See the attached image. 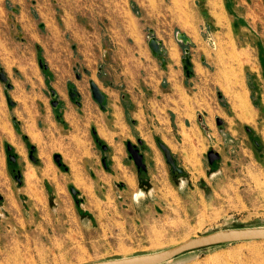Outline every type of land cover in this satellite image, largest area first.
Instances as JSON below:
<instances>
[{
    "label": "rangeland",
    "instance_id": "374dc122",
    "mask_svg": "<svg viewBox=\"0 0 264 264\" xmlns=\"http://www.w3.org/2000/svg\"><path fill=\"white\" fill-rule=\"evenodd\" d=\"M0 69L15 102L0 80V126L13 134L0 132V264H83L264 226V0H0ZM102 111L127 154L130 141L145 156L133 182L98 134ZM168 264H264V241Z\"/></svg>",
    "mask_w": 264,
    "mask_h": 264
},
{
    "label": "water",
    "instance_id": "95a60500",
    "mask_svg": "<svg viewBox=\"0 0 264 264\" xmlns=\"http://www.w3.org/2000/svg\"><path fill=\"white\" fill-rule=\"evenodd\" d=\"M151 36L149 37L148 45L152 52L160 56L163 61H165L164 54L167 53V49L162 45V42L157 39L154 35V31L150 30ZM177 38L179 41H182L185 45L191 43V39L185 35L184 33H178ZM184 69L189 76L192 75V66L193 63L191 61V57L189 54V49H185V57L183 58ZM0 80L7 84V89L5 90V94L7 96L8 102L10 105H15V102L12 100L9 89L12 88V85L8 83V76L3 69H0ZM70 95L72 99H75V95L77 92V88L75 86H70ZM90 88L93 95V98L104 107V103L106 100V95L102 92L100 87L94 82L90 81ZM52 96L56 98L57 92L52 90ZM54 107H57L59 104V100H53ZM218 123L222 124V120L218 119ZM104 149L107 146H103ZM160 147L164 152L167 163L170 164L172 171L177 173H183V168L179 167L175 157L173 156L171 150L164 144L160 143ZM12 147L8 146V150H11ZM35 147H32L31 150V158L34 159L33 151ZM128 150L134 159L136 165L143 169H146V164L144 162V156L140 153L139 148L133 145L132 143H128ZM210 163H213L215 160L220 158L219 153L215 151H210L208 153ZM10 158L13 161H16V157L14 155H10ZM56 161L61 159L60 155H55ZM19 173L16 178L19 179ZM71 191L74 195H77V190L71 187ZM249 241H264V226L257 227H243V228H228V229H220L215 230L200 236H195L184 240L182 243L150 253H140L127 257H116V258H108L102 260L91 261L83 264H168L182 256H185L190 253H194L203 249L221 246L225 244H233V243H242Z\"/></svg>",
    "mask_w": 264,
    "mask_h": 264
},
{
    "label": "crops",
    "instance_id": "0c3cea01",
    "mask_svg": "<svg viewBox=\"0 0 264 264\" xmlns=\"http://www.w3.org/2000/svg\"><path fill=\"white\" fill-rule=\"evenodd\" d=\"M251 11L254 12L252 8H251ZM102 108H105V107H102ZM102 112H103L102 117L98 118L97 124L95 123L98 134L102 139L108 142L109 148L112 153L111 160H112L113 167L115 166L116 168L121 169V170H123V168L126 169L125 172L120 175L124 176L125 179L123 180H127V182L128 180L129 182H133L134 181L133 179L135 178V173L133 172V167L135 166V162H133L132 157L129 154H127V152L125 151V147L123 146L125 133L121 130L119 132L115 130V128L118 127L117 118L116 119L112 118L111 115L108 113V111H102ZM137 112H138L137 114H140L141 110L137 108ZM126 136L128 137L129 135H126ZM139 141H141V143L143 144V140L139 139ZM185 142H188V141L183 140V143ZM128 143H131V142L128 141L127 144ZM147 144H149V146L151 145L152 150L155 154L154 158L157 161H159L160 155L157 151L156 152L154 151V145L148 142ZM144 160H145V156H144ZM103 167L105 169L101 172L100 176L103 179H107L109 178V174L106 172V169L108 166L104 163V161H103Z\"/></svg>",
    "mask_w": 264,
    "mask_h": 264
},
{
    "label": "bare ground",
    "instance_id": "6f19581e",
    "mask_svg": "<svg viewBox=\"0 0 264 264\" xmlns=\"http://www.w3.org/2000/svg\"><path fill=\"white\" fill-rule=\"evenodd\" d=\"M0 132L7 133L13 138L12 132L8 129V126L4 123L3 125L0 126ZM138 196V194H137Z\"/></svg>",
    "mask_w": 264,
    "mask_h": 264
},
{
    "label": "flooded vegetation",
    "instance_id": "af4514ba",
    "mask_svg": "<svg viewBox=\"0 0 264 264\" xmlns=\"http://www.w3.org/2000/svg\"><path fill=\"white\" fill-rule=\"evenodd\" d=\"M77 97H78V90H77V92H76V95H75V100L77 101ZM61 102H59V104H60ZM59 104H58V106H59ZM57 106V107H58ZM138 148H139V146H138ZM139 150H140V148H139ZM141 151V150H140Z\"/></svg>",
    "mask_w": 264,
    "mask_h": 264
},
{
    "label": "trees",
    "instance_id": "16d2710c",
    "mask_svg": "<svg viewBox=\"0 0 264 264\" xmlns=\"http://www.w3.org/2000/svg\"><path fill=\"white\" fill-rule=\"evenodd\" d=\"M94 134H95V136L97 137V134H96V131L94 130ZM98 138V137H97Z\"/></svg>",
    "mask_w": 264,
    "mask_h": 264
}]
</instances>
